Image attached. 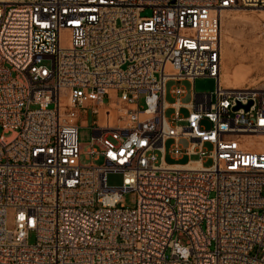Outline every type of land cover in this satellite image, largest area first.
<instances>
[{
  "label": "built area",
  "instance_id": "obj_1",
  "mask_svg": "<svg viewBox=\"0 0 264 264\" xmlns=\"http://www.w3.org/2000/svg\"><path fill=\"white\" fill-rule=\"evenodd\" d=\"M236 6L264 0H0V264H264V87L220 82ZM197 76L215 97L192 90L168 119L165 81ZM88 107L112 118L83 142ZM170 137L212 164L157 161Z\"/></svg>",
  "mask_w": 264,
  "mask_h": 264
},
{
  "label": "rangeland",
  "instance_id": "obj_2",
  "mask_svg": "<svg viewBox=\"0 0 264 264\" xmlns=\"http://www.w3.org/2000/svg\"><path fill=\"white\" fill-rule=\"evenodd\" d=\"M63 41H66V32H62ZM225 71L235 72L240 75L238 80L232 81L237 87L243 85H250L256 87H264V8L253 6H236L224 11L221 24V73ZM243 72V73H242ZM243 75V76H242ZM227 83V82H226ZM180 85L185 89V92L180 95H173L170 92V88L173 85ZM217 80L216 77L210 76H197L194 80L183 78L180 81L175 79H167L164 83L165 94L164 101L166 102V108L164 114L168 119H171V113L174 111L170 106L172 101H175L177 97L182 102H187L192 98V90L194 91H212L213 98L215 97V88ZM229 84V82H228ZM235 85V86H236ZM228 86L233 87V83ZM144 94H140L139 104L144 105ZM108 98L105 96L104 100ZM180 112L183 115L188 114V109L181 107ZM111 113L101 109L97 114H92L90 107L86 109V112L82 113L81 119L86 126L79 128L80 140L86 142L91 135V129L89 124H92L94 120L107 122L111 121ZM178 123H185L184 121H177ZM204 127H209L210 122L204 118L201 121ZM0 127V133L2 132ZM8 133H6L7 135ZM261 140L258 144H254L255 147L264 150V135L258 136ZM174 142V138H166L164 140L165 154L162 156V152L156 149L157 161L162 159L169 164L178 163L182 164L186 161L195 160L199 157L197 153L180 154L178 156L171 155L169 153V147ZM182 148L189 145V139L186 137H179L177 140ZM203 147L206 150H211L212 145L209 142L203 143ZM86 148V145L84 146ZM80 160L83 163L90 161V158L81 153ZM102 158L99 157L95 162H101ZM201 164L208 166L212 164L213 158L206 156L202 158ZM122 182V174L117 171H108L106 173V183L108 185H120ZM122 202L126 206H133L135 202V192L128 190L122 194ZM10 225V222H8ZM29 241H34V234L30 232Z\"/></svg>",
  "mask_w": 264,
  "mask_h": 264
},
{
  "label": "crops",
  "instance_id": "obj_3",
  "mask_svg": "<svg viewBox=\"0 0 264 264\" xmlns=\"http://www.w3.org/2000/svg\"><path fill=\"white\" fill-rule=\"evenodd\" d=\"M177 81V80H176ZM180 81V80H179ZM177 85V84H176ZM173 86H175V85H173ZM173 86L170 88V92L173 94V95H180V94H182V93H180V94H174L173 92H172V88H173ZM185 92V91H184ZM183 92V93H184ZM164 94H165V87H164ZM163 98H164V95H163ZM190 101V100H189ZM188 102V101H187ZM164 103H165V108H166V102L164 101ZM185 103L186 102H182V101H180V99L177 97V99L175 100V101H172L171 102V104H170V106L171 107H173V109H174V111L175 110H177L178 111V113H179V115L180 116H182V117H185L186 115H183L181 112H180V109H181V107H185V108H187L188 109V112H189V108L185 105ZM174 111L171 113V116H172V114L174 113ZM173 123H176V121L175 122H173ZM178 123V122H177ZM187 162V161H186ZM190 162V164H193V165H201V161L199 160V158H196L195 160H190L189 161ZM185 163V162H184ZM195 163V164H194ZM178 164V163H177ZM183 164V163H182ZM181 165V164H180Z\"/></svg>",
  "mask_w": 264,
  "mask_h": 264
},
{
  "label": "bare ground",
  "instance_id": "obj_4",
  "mask_svg": "<svg viewBox=\"0 0 264 264\" xmlns=\"http://www.w3.org/2000/svg\"><path fill=\"white\" fill-rule=\"evenodd\" d=\"M234 8V7H233ZM263 9V8H261ZM243 73V72H242ZM243 76V75H242ZM240 78V75L238 73H235V72H229V71H225L224 73H221L220 71V82L224 85V86H228L230 83H233V87H237V85L232 82V81H235V80H238ZM227 82V83H226ZM229 82V84H228ZM236 85V86H235ZM230 87V86H229ZM260 135H264V134H258L257 136H260ZM258 144V142L256 143ZM256 149H259L258 145L256 147ZM195 164V163H194ZM193 165V164H191ZM197 166V165H195Z\"/></svg>",
  "mask_w": 264,
  "mask_h": 264
},
{
  "label": "water",
  "instance_id": "obj_5",
  "mask_svg": "<svg viewBox=\"0 0 264 264\" xmlns=\"http://www.w3.org/2000/svg\"><path fill=\"white\" fill-rule=\"evenodd\" d=\"M251 103H252L251 99H249L246 103H242L241 101L236 100V103L232 106V109L236 110L239 107H243L244 110H247Z\"/></svg>",
  "mask_w": 264,
  "mask_h": 264
}]
</instances>
